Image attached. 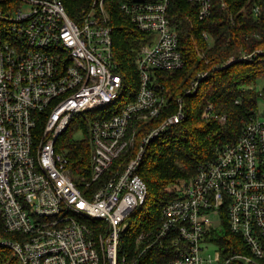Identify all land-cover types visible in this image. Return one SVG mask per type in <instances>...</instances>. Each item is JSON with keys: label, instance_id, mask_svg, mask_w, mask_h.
<instances>
[{"label": "built area", "instance_id": "built-area-1", "mask_svg": "<svg viewBox=\"0 0 264 264\" xmlns=\"http://www.w3.org/2000/svg\"><path fill=\"white\" fill-rule=\"evenodd\" d=\"M188 1L198 5L200 20L211 15V0ZM107 3L72 5L71 15L65 0H0V246L12 251L17 264H141L152 252L158 264H213L202 256V243L215 245L210 235L225 219L250 252L235 258L263 264L264 121L258 111L191 180L169 187L172 198L159 223L137 234L133 250L125 245L130 219L148 199L138 174L146 146L185 118L179 98L177 112L146 134L125 166L114 169L135 143V125L161 118L168 108L155 73L184 66L168 17L171 0L121 1V11L147 34L136 59L139 90L119 113L91 123V176L80 178L84 184L72 177L57 149L59 138L77 115L106 107L125 87ZM258 55L264 51L227 64ZM205 75L197 76L186 95L197 93ZM261 100L264 108L262 94ZM213 112L209 104L204 116L224 125L227 118ZM216 248L215 261L221 262Z\"/></svg>", "mask_w": 264, "mask_h": 264}, {"label": "trees", "instance_id": "trees-1", "mask_svg": "<svg viewBox=\"0 0 264 264\" xmlns=\"http://www.w3.org/2000/svg\"><path fill=\"white\" fill-rule=\"evenodd\" d=\"M65 1L72 15V5L88 7L93 0ZM107 1L115 60L119 73L125 79V87L121 96L106 107L77 115L59 138L57 149L68 159V168L77 182L81 177L89 179L91 176V123L119 113L135 100L140 86L136 59L147 34L121 11L122 0ZM211 1V15L200 20L196 3L171 0L168 17L178 33L184 66L176 71L155 73L157 84L165 90L168 108L161 118L135 125L138 131L135 143L114 167L125 166L137 154L146 134L159 126L165 117L177 112L178 99L182 98L185 118L146 146L138 174L148 187V199L132 215L128 231L123 236L125 245L131 250L134 249L132 241L139 232L159 223L163 208L172 198L169 187L180 180H191L201 163L213 160L223 145L237 139L258 108L261 94L264 95V55H258L253 61L227 64L231 58L237 59L256 50L264 51V0ZM256 7L260 10L258 15ZM200 74L206 75L199 82L197 93L186 95V89ZM257 84H263L260 92ZM209 104L213 105L216 116L227 118L224 125L215 117L204 116ZM78 131L84 139L74 138ZM209 239L219 248L223 261L234 258L230 264H248L241 258H235L250 255V252L242 238L231 233L227 220L224 219L219 230L212 231ZM148 254L140 260L141 264H147L146 261L158 264L150 259L156 253ZM0 264H17L12 251L1 246Z\"/></svg>", "mask_w": 264, "mask_h": 264}, {"label": "rangeland", "instance_id": "rangeland-1", "mask_svg": "<svg viewBox=\"0 0 264 264\" xmlns=\"http://www.w3.org/2000/svg\"><path fill=\"white\" fill-rule=\"evenodd\" d=\"M151 42L155 41L156 40V36L155 35H151ZM212 45V44H211ZM263 87V84H257L256 88H257V91L260 92L261 89ZM258 111V117L264 121V108H263V104H262V100L260 99L259 101V106L258 108L256 109V112ZM74 138L75 139H84V135L78 131V132H75L74 133ZM202 245L207 248L205 249V251L202 253V256L206 259V260H213V264H225V261H221V262H217L215 261V258H216V246L213 245V244H210V243H206V242H203Z\"/></svg>", "mask_w": 264, "mask_h": 264}]
</instances>
